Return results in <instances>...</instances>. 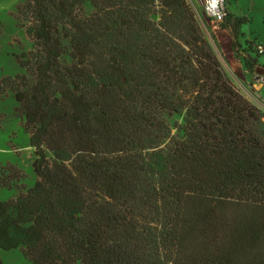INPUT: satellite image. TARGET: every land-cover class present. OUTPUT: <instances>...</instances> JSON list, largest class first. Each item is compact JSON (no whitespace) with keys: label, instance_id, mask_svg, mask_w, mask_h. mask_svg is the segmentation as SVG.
I'll return each mask as SVG.
<instances>
[{"label":"trees","instance_id":"obj_1","mask_svg":"<svg viewBox=\"0 0 264 264\" xmlns=\"http://www.w3.org/2000/svg\"><path fill=\"white\" fill-rule=\"evenodd\" d=\"M33 6L45 57L17 98L38 180L0 202V250L32 264H264V112L187 1ZM246 24L228 11L222 27L256 76L264 51L242 44Z\"/></svg>","mask_w":264,"mask_h":264},{"label":"rangeland","instance_id":"obj_2","mask_svg":"<svg viewBox=\"0 0 264 264\" xmlns=\"http://www.w3.org/2000/svg\"><path fill=\"white\" fill-rule=\"evenodd\" d=\"M33 1L0 0V202L25 195L38 180L33 171L35 149L30 143L34 129L26 121V99L19 101L17 98L19 94L27 97L32 93L38 83L37 64L45 57L28 32L36 26L32 15ZM186 1L197 15L200 28L231 83L264 112V86L261 90L254 86L264 85V71L256 76L248 73L242 65L243 54L237 52L231 29L215 28L201 9H194L191 0ZM225 1L229 13L247 19L242 44L257 43L264 48V0ZM56 39L60 40L61 36L56 35ZM65 45L63 42L64 48ZM64 48L60 55L66 72L74 63ZM260 64L264 66V57ZM0 260L4 264H32L21 249L0 250Z\"/></svg>","mask_w":264,"mask_h":264},{"label":"built area","instance_id":"obj_3","mask_svg":"<svg viewBox=\"0 0 264 264\" xmlns=\"http://www.w3.org/2000/svg\"><path fill=\"white\" fill-rule=\"evenodd\" d=\"M201 5L205 16L211 21L215 28L221 27L226 20L228 10L225 0H201ZM259 52H263L262 46L258 47Z\"/></svg>","mask_w":264,"mask_h":264},{"label":"crops","instance_id":"obj_4","mask_svg":"<svg viewBox=\"0 0 264 264\" xmlns=\"http://www.w3.org/2000/svg\"><path fill=\"white\" fill-rule=\"evenodd\" d=\"M191 3H192V6L194 7V9H196V10H202L203 11V8H202V5H201V1L200 0H191ZM199 12V11H198ZM204 14V13H203ZM197 16V15H196ZM248 74V73H247ZM247 78H249V77H247ZM258 79H263V78H258ZM258 79H256V81L258 80ZM264 81V80H263ZM258 82V81H257ZM255 87H257V88H260V90L263 88L262 86H264V85H262V84H255L254 85ZM264 89V88H263Z\"/></svg>","mask_w":264,"mask_h":264},{"label":"water","instance_id":"obj_5","mask_svg":"<svg viewBox=\"0 0 264 264\" xmlns=\"http://www.w3.org/2000/svg\"><path fill=\"white\" fill-rule=\"evenodd\" d=\"M258 78V77H257Z\"/></svg>","mask_w":264,"mask_h":264}]
</instances>
